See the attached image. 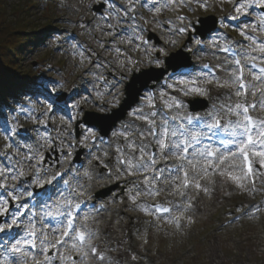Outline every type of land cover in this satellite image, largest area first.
I'll use <instances>...</instances> for the list:
<instances>
[{
    "label": "rangeland",
    "instance_id": "374dc122",
    "mask_svg": "<svg viewBox=\"0 0 264 264\" xmlns=\"http://www.w3.org/2000/svg\"><path fill=\"white\" fill-rule=\"evenodd\" d=\"M130 2L132 1L130 0ZM58 3L60 4H56L54 7V15H57L59 17L58 20L64 23L63 27L65 28L62 32L65 33L62 36H58V38L53 37L44 42L41 47L35 49L33 54L27 55L25 60V63L34 61L36 65L43 59L50 62L48 68L41 73L43 81H49L46 84L47 88L42 90L39 98L33 100L32 108L26 109L24 113L18 116L8 114L6 120H4L5 130L0 125V148L5 151L3 155L8 153V156L4 157L3 163H0V169L10 171L12 175H15L22 168L25 175L20 178L19 183L25 182L29 177V173L37 171L36 175L40 174L41 167H39V162L41 160L44 159L47 161V164L53 166L57 161L63 159L65 150L69 148V130L75 126H78L80 130L85 129V124L82 122L85 111L112 113V110L118 108L120 105L117 96L107 93L105 89L100 90L97 84L93 87L87 86L88 82L84 83L86 87L96 88L99 100H108L110 103L108 109L100 108L93 103V100L88 99L80 88H78L77 92L76 88L78 86L74 87L75 81L79 80L82 67L88 60L84 56L74 53L73 47L67 38L68 30L73 26H77L91 46L98 49H103V43L108 41L107 37L109 35H116L118 33L111 24L104 22L100 14L95 10V7L100 6L101 2L98 0H65L61 3V0H59ZM214 3L215 6L211 10L223 12L224 14L231 13V9L235 11L237 5L233 0L231 2L229 0H214ZM135 6L139 7L140 2H137ZM37 7L39 8H35V11L41 12V5ZM186 7L185 3L183 5H179L178 3L170 8H162L159 13L155 11L154 7H149L145 20L153 24V26L158 27L159 24L156 21L157 15H166L174 10H186ZM200 10L201 6L197 5L196 11ZM211 10L203 13L210 12ZM246 11L248 12V8ZM88 17L95 18L94 28L85 25L84 21ZM247 24L255 26L253 22ZM160 36L164 39L166 38L170 46L167 49L159 47V50L164 49L167 53L168 51L176 53L178 50L184 51L189 49L185 47L183 42L170 36L168 32L163 31V34H160ZM167 38L169 39L167 40ZM60 42H62L61 45H59ZM56 44H58V47L55 46ZM123 44L130 47L136 46L133 38L118 36L117 42L112 45L113 50L106 52L114 59L121 61V66L116 70L117 73L130 75L131 57H128L121 51L120 45ZM45 55L47 56L44 57ZM156 57L162 63L159 66L154 63L152 66L157 69L165 67L161 52ZM60 61L64 66L62 72L57 71L53 66ZM143 63L142 67L144 69L152 67L146 61H143ZM157 73L158 71H152L148 75L146 74L145 77H141L138 86L140 87L145 82H152L154 75ZM204 79V76L193 78L195 84L192 86L203 88ZM24 81L25 83L28 82L27 79ZM40 84V81H36L34 86ZM77 84L79 85L78 82ZM53 87L56 88V92L49 95L48 89ZM173 88L184 89L182 90L183 93L187 90L185 85L177 84L176 82H174ZM62 91H65V93L72 97L69 111L64 112L65 115L61 117H56L53 113L49 115L47 111H44L42 114L43 109L48 106V102L53 100ZM221 93H224V90ZM79 95L80 98L75 100V97ZM187 95L190 97H204V95L194 92H189ZM162 97L165 98V101L168 100L170 104L175 102V96L169 90L164 91ZM229 99L233 100L231 97ZM73 104L77 105L75 109L72 108ZM175 105L172 107L173 109L177 110L181 108L180 105ZM49 118L55 121V142H51V139L47 136H40L32 142H24L15 138L14 129L25 127L29 123H41ZM6 125L9 127V130L11 129V132H8ZM9 136H12V140L9 139ZM37 152L40 153L38 154ZM26 157H31V159H26ZM236 164H238L237 161ZM221 167L224 166L222 165ZM235 174L240 175L241 173L239 170H236ZM118 180L112 181L110 177H107L102 182H105V184L107 182L108 185L109 183L110 185H117L119 183ZM258 180L259 184L264 188V168L258 171ZM197 181L200 183L201 188L194 186ZM8 183L12 184L15 182L9 178ZM195 183L191 189V201L194 203L193 211L188 214L186 222L182 226L177 227L175 222H169L171 217H166L159 219L157 225L153 226L151 230L143 231L140 237L133 231L132 224L135 225L137 221L133 215L136 214L137 217L138 212H143L138 207V205H144L142 198L155 199L157 196L146 195L147 190L150 187H154L159 190V194L166 197L179 196L181 189L180 178L174 176L164 180L161 184L150 181L147 189L140 192L135 203L130 199L132 195H129L130 204L128 202L127 206H125L127 202L126 197L123 196L120 202L115 203L120 211L115 213L116 217L112 220L109 225L110 227L103 230V233L111 238V241L107 245L109 247H113L114 245L115 253L119 254L121 259L127 261L129 264H139L138 259L140 257L144 258L145 264H250V259H253L255 264H264V261L260 262V258H264V217L262 219H249L242 224H237L227 229H218L217 227L216 220L220 222L224 218L226 209H235L241 203L249 204L257 199L256 194L250 192L246 181H243L245 187L240 188L227 174L221 176L217 171L206 178L197 176ZM204 188H207V191H204ZM111 214L109 213L106 217L98 219L100 234V227L105 223L103 220L109 221ZM176 215H181L180 211ZM189 217L194 221L193 223H188ZM192 232H196L195 238L191 236ZM235 239L241 242L240 245H237ZM188 244L194 245L191 252L186 251V245ZM128 246L130 248H127ZM148 246L152 247L151 251H148ZM150 260L153 262H150Z\"/></svg>",
    "mask_w": 264,
    "mask_h": 264
},
{
    "label": "snow or ice",
    "instance_id": "6c2138e0",
    "mask_svg": "<svg viewBox=\"0 0 264 264\" xmlns=\"http://www.w3.org/2000/svg\"><path fill=\"white\" fill-rule=\"evenodd\" d=\"M186 0H157V3L153 4V7L157 13L162 8H170L173 5H183ZM188 3L195 2L201 7L207 8L206 3H201V0H187ZM231 2V0H229ZM256 3L260 7H264V0H256ZM250 5L246 0H241L235 7V12L243 14ZM231 19H237V16L230 17ZM183 21L186 18L180 17ZM195 21H188L185 27L178 29L179 32L185 33L189 31H195ZM264 26V19L261 21ZM223 26V25H222ZM209 31L211 27L207 26ZM256 26H252V31L255 32ZM240 35L245 40L249 41L248 45L241 47L242 58L245 59L246 63L250 64L248 72L252 75L253 80L258 83L246 82L245 81V64L241 63V58H235L234 64L237 66L232 71L231 84L225 81L222 84H218L220 87H234L235 92L233 93L237 97L242 99L235 104L221 105V111H226L227 119H221L220 111L215 109L211 113L204 115H185L182 118L177 116L168 117L164 115L161 131H152V135L156 138V143L159 146L161 152H166L165 158H175L177 163L172 167L177 173H183V187L187 188L197 176L206 178L215 172H219L221 176L227 174L228 177L234 181L238 187L244 188L243 181L249 179L253 175L252 160L250 156L258 157L261 168H264V118L254 117L250 115V110L264 109V40H259L258 37L248 35L243 29L240 30ZM193 39H195L193 37ZM196 44H201L199 39H195ZM215 43V41H214ZM225 52L230 51L229 48L222 49ZM191 51V49H189ZM161 54L167 55L164 49H160ZM252 53H258V55H252ZM259 61V64L257 63ZM155 63L159 66L162 61L157 59ZM179 68L180 65H177ZM259 67V72H253L252 69ZM211 82V81H209ZM177 84L185 85L187 90L185 94L189 92L199 93L205 95L206 91L200 87H194V80L185 79L183 75L176 81ZM47 88V86H44ZM184 90V89H182ZM251 90L252 95L257 92L260 93V97L256 101H249L247 96ZM49 95L56 92V88L53 87L48 89ZM63 103L67 107V102L59 96H55L49 105H59ZM173 104H167V107H173ZM76 104L72 105L75 109ZM154 107V105H153ZM135 114V113H134ZM155 116L156 113H151ZM234 117V118H233ZM139 118L148 119L147 116L141 113ZM181 119V123L176 125H170L169 121H176ZM193 121L200 122L201 127L206 128V132L194 131L186 126L191 125ZM155 126V121H149ZM222 133L227 134V138H220ZM123 135V133H122ZM95 136V133L89 129L88 135L85 139H89ZM213 136L217 137L220 146H213L212 144H204L203 138L207 137L211 139ZM127 139V137H125ZM117 152L121 153L123 157V151L117 148ZM154 155V154H153ZM145 152L143 147L140 148V155L138 158H117V163L123 165L125 172L129 175H135L137 172H163V169H155L154 165L156 160L152 156H149L148 161L144 160ZM31 159V157H26ZM236 161H240V164H236ZM224 167H221V166ZM105 167H107L105 165ZM189 169L192 170V176H189ZM231 169V170H229ZM211 170V171H210ZM236 170H239L240 175L235 174ZM25 175L23 169H19L15 175H12L10 171L0 169V188L4 190L6 195H0V217H4L9 213V198L12 201H19L20 195L16 194V189L19 184L20 178ZM62 173H56V175L49 177L47 181L41 178L38 174L35 179V183L43 187L44 183L51 184L57 177L62 176ZM9 178L15 183L9 184ZM179 178V177H177ZM158 179V176H145L143 183L148 185L150 181ZM65 185H68L66 180L63 181ZM196 188H201L200 183L197 181L194 185ZM70 189V186H69ZM207 191V188L203 189ZM28 197H32V192L26 193ZM146 195H159V190L154 187H150ZM184 195L183 192L180 193ZM57 199L53 203L57 207L55 213L48 211L45 216L63 217V220H57L54 226L45 227L43 220L41 219V227L37 229L35 223H31L27 228V236L30 239L23 237L15 238L13 243H10L4 248V251L8 253L3 259H0V264H53L54 257L49 255L50 251L59 252V256L56 259L59 260L60 264H77L76 259L71 255H65L64 249H70L80 254L81 264H86L89 253L93 256H97L101 261H105L108 258L98 253L97 247L92 243L96 237L97 232L90 228L86 221L89 219L88 216H84L85 223L81 224L79 218L76 215L77 211L81 207V203L78 200H73V196H81L83 193L79 191L69 190L68 196H65L63 191L55 194ZM140 193H136L130 197L133 203L136 202ZM187 199V197H185ZM26 207L23 204L18 205L20 208ZM95 207V206H94ZM142 211L148 212L151 206L138 205ZM191 207V204H188ZM259 211V206H253ZM64 210L61 211L60 209ZM100 208H104V205H100ZM178 209L186 211L183 205H177ZM162 209L165 212H171L172 209L164 207L163 205H157V210ZM23 212L12 213L10 221L7 223H0V233L11 231L13 226H19V217L23 216ZM35 216V213H32ZM182 213L179 216H172L169 222H175L176 226H180ZM192 219L188 218V223H193ZM23 245V246H22ZM18 254V255H17Z\"/></svg>",
    "mask_w": 264,
    "mask_h": 264
},
{
    "label": "trees",
    "instance_id": "16d2710c",
    "mask_svg": "<svg viewBox=\"0 0 264 264\" xmlns=\"http://www.w3.org/2000/svg\"><path fill=\"white\" fill-rule=\"evenodd\" d=\"M37 4V0H0V94L22 90L15 80L36 78L25 69L23 56L27 42L36 38L38 28L49 22L33 10ZM22 104L19 101L17 106Z\"/></svg>",
    "mask_w": 264,
    "mask_h": 264
},
{
    "label": "bare ground",
    "instance_id": "6f19581e",
    "mask_svg": "<svg viewBox=\"0 0 264 264\" xmlns=\"http://www.w3.org/2000/svg\"><path fill=\"white\" fill-rule=\"evenodd\" d=\"M96 187H97V186H96ZM96 187H95V188H96ZM54 225H55V224H54ZM54 225H51V224H50V226H54Z\"/></svg>",
    "mask_w": 264,
    "mask_h": 264
}]
</instances>
